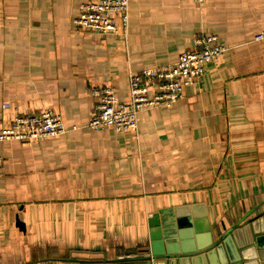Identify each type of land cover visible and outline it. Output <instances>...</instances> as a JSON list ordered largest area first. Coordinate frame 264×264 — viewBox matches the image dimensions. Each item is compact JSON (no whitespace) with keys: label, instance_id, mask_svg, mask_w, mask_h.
Here are the masks:
<instances>
[{"label":"crops","instance_id":"obj_1","mask_svg":"<svg viewBox=\"0 0 264 264\" xmlns=\"http://www.w3.org/2000/svg\"><path fill=\"white\" fill-rule=\"evenodd\" d=\"M90 1L0 0V131L48 109L66 127L0 142V264H116L148 247L157 212L196 242L197 221L216 236L264 207V0H130L127 31L106 35L74 23ZM208 34L228 49L181 99L136 132L89 127L95 90L127 102L130 73ZM251 233L264 252V217Z\"/></svg>","mask_w":264,"mask_h":264},{"label":"built area","instance_id":"obj_2","mask_svg":"<svg viewBox=\"0 0 264 264\" xmlns=\"http://www.w3.org/2000/svg\"><path fill=\"white\" fill-rule=\"evenodd\" d=\"M129 3L130 0H92L81 3L80 14L74 19V23L106 35L118 30L119 19L126 32ZM255 39L264 41V31L258 33ZM197 43L199 48L182 52L169 65L130 73V100L127 102L120 101L111 87L95 90L94 93L100 100L89 127L103 129L113 126L119 131L136 132L141 111L162 105L170 106L181 99L184 88L204 73L207 64L215 61L228 49L215 34L202 36ZM5 106L8 107L7 104ZM65 132L62 116L48 109L35 115H18L9 127L0 131V142L12 139L31 140Z\"/></svg>","mask_w":264,"mask_h":264},{"label":"water","instance_id":"obj_3","mask_svg":"<svg viewBox=\"0 0 264 264\" xmlns=\"http://www.w3.org/2000/svg\"><path fill=\"white\" fill-rule=\"evenodd\" d=\"M160 214L161 212L155 213L149 220L151 229L148 247L140 253L133 252L129 256L116 259V264H261V259H264V252L255 254L256 246L252 239H247L256 222L262 223L263 205H257L233 226L228 229L224 227L225 232L216 236L209 233L211 228L207 224L202 225L197 221L196 231L200 234L196 242L186 239L190 232L180 231L178 234L176 228L169 231L163 229ZM17 223L24 225L20 219Z\"/></svg>","mask_w":264,"mask_h":264}]
</instances>
